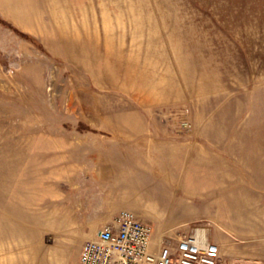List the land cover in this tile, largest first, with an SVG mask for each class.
Segmentation results:
<instances>
[{
    "label": "rangeland",
    "instance_id": "rangeland-1",
    "mask_svg": "<svg viewBox=\"0 0 264 264\" xmlns=\"http://www.w3.org/2000/svg\"><path fill=\"white\" fill-rule=\"evenodd\" d=\"M139 156L160 195L102 179ZM104 198L264 264V0H0V264H72Z\"/></svg>",
    "mask_w": 264,
    "mask_h": 264
},
{
    "label": "built area",
    "instance_id": "built-area-1",
    "mask_svg": "<svg viewBox=\"0 0 264 264\" xmlns=\"http://www.w3.org/2000/svg\"><path fill=\"white\" fill-rule=\"evenodd\" d=\"M153 227L128 209L119 210L85 240L76 264H219L220 247L206 228L152 244Z\"/></svg>",
    "mask_w": 264,
    "mask_h": 264
},
{
    "label": "crops",
    "instance_id": "crops-1",
    "mask_svg": "<svg viewBox=\"0 0 264 264\" xmlns=\"http://www.w3.org/2000/svg\"><path fill=\"white\" fill-rule=\"evenodd\" d=\"M134 159L135 160L133 161V169L129 170L126 168V166L121 165L122 167L121 170L114 171L116 174L114 172H110L108 176H105L102 179L109 178V180H111L110 182H137L136 184L138 185H142V183L145 182L144 185L147 188L151 186H157V192L160 195V192L161 190L163 191V187L165 185L164 182H146L142 177L143 166H142L141 157L139 156V158H134ZM160 185L162 186V188L159 187ZM85 203H89V202H87L86 200L79 201V205L77 207L68 210L70 214L67 216V219L84 220L82 223H78V227H77L78 230L84 228L86 220H95L96 224L94 230L92 231L93 236L96 235L100 225L107 222V220H110L119 210L121 209L130 210L129 208L123 207L124 206L123 201L112 200L107 198H104L100 201H96L95 204L93 205H89V204L85 205ZM186 209H187V205L182 202L180 203L178 202L172 208V210H175V212H181ZM160 239L152 234V244L154 246L158 245ZM218 241L216 240V242ZM78 253H79V248H77L75 252L72 264H76Z\"/></svg>",
    "mask_w": 264,
    "mask_h": 264
}]
</instances>
